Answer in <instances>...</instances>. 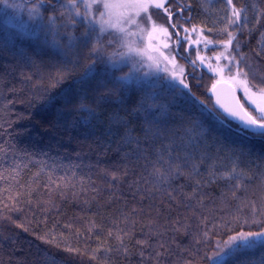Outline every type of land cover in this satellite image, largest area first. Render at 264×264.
<instances>
[{"label":"trees","instance_id":"16d2710c","mask_svg":"<svg viewBox=\"0 0 264 264\" xmlns=\"http://www.w3.org/2000/svg\"><path fill=\"white\" fill-rule=\"evenodd\" d=\"M40 1L33 33L0 17V264H264V241L228 244L264 232V135L188 64L189 88L126 82L93 18ZM177 2L208 52L235 37L227 70L264 77V0Z\"/></svg>","mask_w":264,"mask_h":264},{"label":"rangeland","instance_id":"374dc122","mask_svg":"<svg viewBox=\"0 0 264 264\" xmlns=\"http://www.w3.org/2000/svg\"><path fill=\"white\" fill-rule=\"evenodd\" d=\"M7 2L12 6L5 7L4 4H0V17H2L8 25L18 28L24 33H31V31L33 33L34 30L30 27V25H27V22L29 21V19L36 20V18L40 17L38 13L40 5L37 3L34 5H25V1L22 0H7ZM64 2L67 4V6H70L68 4V0H65ZM77 7H79V10H82V13L86 12V9L83 7V3L81 2V0H77ZM170 8L171 7L167 8L169 10L168 13L171 12ZM151 9L152 8H150L149 11L152 13V19L155 24L167 27L168 34L156 30L152 33L151 41H148L147 39H145L144 41H140L138 36L125 37L123 34L115 30L104 31V33L108 35V38L110 39L111 37V39L114 42L116 41L117 44V50L114 54H112V57L109 60L110 67L113 69H125L126 73H122L120 77L126 82L131 81L132 79L149 81L150 79H156L160 77V74H164L166 76V79L170 83L173 82L174 84L183 87V84L180 83V80H184V77H186L187 64H185L186 62H184V59H186L189 66L197 67V70L191 68L195 70L197 74H199L198 72L200 71L202 73L210 75L211 87L218 81H223L226 83L228 82L229 84H231L234 87L237 95H240L241 103L244 108H246V110L253 117H259L260 114L253 110V105H250L244 98V92L241 90V88L236 84L235 81H230L228 79L229 70L226 69V66L230 65V62H226L230 58V53L227 51L228 43H225L223 45V49H220L219 51L216 50L214 52H208L207 50L209 48H214L216 44L209 41L204 36V34L200 30H198L191 22H183L182 20L174 21L175 30L173 31V29H171L169 26V21L166 19L168 18V13H165V11L162 10L161 16H158V14L153 12ZM71 10V12L75 14V9L71 8ZM100 11H103V9L99 8V10H97V8H93L92 15L90 17V19H94L93 21H97V23L94 24H96L99 29L101 27L100 23H98V21H100L101 19ZM140 19L142 22H144L146 28H151V24L147 21H144L143 14ZM185 29H188V31L185 32ZM192 29H195V31H192ZM130 31H136L134 25L131 27ZM175 31L178 32L180 42L183 43V47L181 48V50L180 48L178 50L179 56L177 55V53H175V48L178 44V38L175 34ZM169 34L171 36L170 39ZM130 40H136L137 44L150 45L148 48V55H151L153 59L149 60L147 58V55L138 56L134 54H128V48L125 46V44ZM197 41H199V43H197ZM165 43L167 44V47H165ZM160 53H163V55H161ZM197 54H199V56L204 59L203 64L199 59H197ZM173 56L175 57V60L171 61V58ZM193 61H195V63H193ZM209 66L212 70H210ZM178 67H183L184 71L182 74L176 70ZM254 71L257 76V81H255L256 85L258 87L264 85V77L259 74L256 69ZM235 73V71H232L233 75H235ZM173 76H175L176 78L173 79ZM261 241H264V237H261L260 239H253L249 245H254ZM236 245L237 244H235V246ZM221 259L222 256L218 258V262H215L214 264H219Z\"/></svg>","mask_w":264,"mask_h":264},{"label":"snow or ice","instance_id":"6c2138e0","mask_svg":"<svg viewBox=\"0 0 264 264\" xmlns=\"http://www.w3.org/2000/svg\"><path fill=\"white\" fill-rule=\"evenodd\" d=\"M83 7L86 9L84 13L85 20H90L92 15L93 8H102L103 11H100V31L103 33L107 30H115L123 34L125 37H139L140 41L147 39L151 41L152 33L156 30L162 31L165 34H168V28L162 25H156L152 19V13L149 11L150 8L163 9L165 13H168L169 10L165 8L164 3L159 2V0H81ZM229 5L232 4V0H227ZM0 4H4L5 7H11L12 5L8 4L7 0H0ZM68 4L72 9H75V15L77 17L81 16V12L77 7V0H68ZM241 10H238L234 6L232 7V14L237 20L240 17ZM143 14L144 21H147L151 24V28L148 29L145 27L144 22L141 21V16ZM169 21H171V14L169 13ZM92 23H97V21H90ZM135 26L136 31H130L132 26ZM175 27V25H172ZM188 29H185L187 32ZM195 31V29H192ZM171 38L169 34V39ZM229 33L228 44L231 43L234 39ZM199 43V41H197ZM125 46L128 48V54L144 56L147 55L149 60H152L153 57L148 55V48L150 45L147 44H137L136 40L127 41ZM165 47L167 44L165 43ZM163 55V53H160ZM227 58V57H226ZM167 59V58H166ZM197 59L203 64L204 59L197 54ZM175 57L171 58V61H174ZM195 63V61H193ZM210 70L211 67L209 66ZM181 74L183 73V67H178L176 69ZM249 74L243 71H237L235 75L232 74L231 69H229L228 79L230 81H235L236 84L244 92V98L248 101L250 105H253V110L258 112L259 117H253L248 111L244 110V106L240 105L241 111H244V117H237L240 119L241 123L247 128H254L258 130L259 135H264V85L257 86L256 84H250ZM176 77L173 76V79ZM180 83L183 84L184 88H189V85L185 83L183 79L180 80ZM213 89L216 88V84H213ZM219 103V101H218ZM223 107V106H222ZM225 111L228 112L230 116L236 117L237 114L225 108ZM264 237V232L257 233H245L240 232L237 236L230 237L228 242L229 246L233 244L247 246L253 239H260Z\"/></svg>","mask_w":264,"mask_h":264},{"label":"water","instance_id":"95a60500","mask_svg":"<svg viewBox=\"0 0 264 264\" xmlns=\"http://www.w3.org/2000/svg\"><path fill=\"white\" fill-rule=\"evenodd\" d=\"M159 2L164 3V5L166 6L168 3V0H159ZM154 9L163 10V9H157V8H154ZM168 21H169V18H168ZM169 24L171 27H173L172 21H169ZM176 36L178 38V44L175 48V53H177V55L179 56L178 50L181 46V42L179 39L178 32H176ZM209 94L212 97L213 107H215L216 110H218L223 117H225L226 119H229L231 122H233L236 125H241L243 128H245L249 132L258 134V130L254 128L245 127V125L241 123L240 119L237 118V117H244V111H241V108H240L241 103L239 101L238 95H236L234 87L231 84H229L228 82L226 83L223 81H218L216 82V88L213 89L212 87ZM225 108H227L228 110L232 112H235L237 116L236 117L230 116L228 112L225 111ZM244 118L246 119L247 117H244Z\"/></svg>","mask_w":264,"mask_h":264},{"label":"flooded vegetation","instance_id":"af4514ba","mask_svg":"<svg viewBox=\"0 0 264 264\" xmlns=\"http://www.w3.org/2000/svg\"><path fill=\"white\" fill-rule=\"evenodd\" d=\"M32 0H29V1H26L25 3H27V2H31ZM62 1H65V0H51V1H49V0H46V1H40V4H42V6H53V5H55V4H57V3H60V2H62ZM170 1H173L174 3H175V10L173 11V12H170V14H171V19L173 18V15H177L178 16V18L180 19V20H182L183 22H191V17H192V15H193V11H192V9L191 8H189L190 6H188V5H181L180 3H178L177 2V0H168V3H167V5L165 6V8L168 6V4H169V2ZM181 11V12H180ZM168 18H169V13H168ZM175 29H173V31H174ZM176 32V31H175ZM176 34V33H175ZM178 40V39H177ZM183 57V56H182ZM181 58V57H180ZM185 61V60H184ZM186 62V64H188L187 63V61H185ZM191 68H193V69H196L197 67H195V66H190ZM195 67V68H194ZM197 70V69H196Z\"/></svg>","mask_w":264,"mask_h":264}]
</instances>
